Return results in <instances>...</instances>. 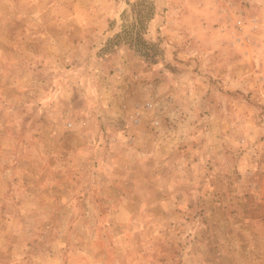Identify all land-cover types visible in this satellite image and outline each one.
<instances>
[{
  "label": "rangeland",
  "instance_id": "374dc122",
  "mask_svg": "<svg viewBox=\"0 0 264 264\" xmlns=\"http://www.w3.org/2000/svg\"><path fill=\"white\" fill-rule=\"evenodd\" d=\"M0 264H264V0H0Z\"/></svg>",
  "mask_w": 264,
  "mask_h": 264
},
{
  "label": "crops",
  "instance_id": "0c3cea01",
  "mask_svg": "<svg viewBox=\"0 0 264 264\" xmlns=\"http://www.w3.org/2000/svg\"><path fill=\"white\" fill-rule=\"evenodd\" d=\"M170 5L167 6V13L163 16V18L160 19V23H161L162 28H167L170 24V21L172 20V16L169 17V15H171V14H170V12H168V10L173 9L172 6H174V5L173 4H170ZM174 7L179 9V6H174ZM183 7L186 8L185 6H183ZM150 35H152V33H148V40H152ZM138 39H141V36L139 34H138ZM165 39L168 40L167 37H165ZM165 39H163V40L165 41ZM169 46H171V45H169ZM178 52L180 53V51H178ZM138 53H139V51H138ZM153 53H156V52H153ZM162 53H167V51H163ZM160 55L161 54L157 53L155 55V58L160 57ZM193 55H194V57H197L201 54H199V52L197 55L193 54L192 52L186 53V56H193ZM178 65H180V66H175V68H176L175 72L179 73V74L182 73L183 75H181V76H184V77L180 79L181 81L180 80L179 81L171 80V82H170L171 85L168 84V86H169L168 88L171 90V92H169V94H168L169 98H167V100H168V104H178L180 107H182L184 109V111H186L189 114V115H185V118H184L187 125H189V122H193L194 120L201 121L199 114H196V113L193 114V111H191V109H190L191 106H196L199 103H204V104H210V105H214V106L219 105V107H218V109H219L222 102H223V104H227L228 102H231V100L233 99V95H231L232 93L229 90H227V89H233L232 88L233 86H231L232 82L230 81V78L224 79V77H221L220 79H215V80L209 81V80L205 79V77H203V75L201 73V71H205V68H200V66H198L199 70H195V68H194L195 65L193 68H191V64H188L186 62L185 63H178ZM192 66H193V64H192ZM138 69L139 70L135 71V74L136 75L142 74L144 78L148 77L149 80H150V77H154V75H157L159 69H163L164 72L174 70V68L172 66L162 64L160 59L157 60V62H155V61L150 62V64L146 68V70H148V72H145V71L141 72L143 70V68L141 69L140 65H139ZM206 71H209V70H206ZM225 71H226V69H225ZM226 73H227V71H226ZM184 74H186V75H184ZM224 76H226V75H224ZM156 82L157 81H154V82L150 81V83L154 84V87H153L154 90H156L158 88V83H156ZM124 89H125V86H124ZM210 90H211V93H208ZM178 91H180V92H178ZM215 93H216V95H214ZM165 97H167V96H165ZM211 99H214V100L211 102L210 101ZM123 101L126 102L125 96L123 97ZM206 106H208V105H206ZM194 110H195V108H194ZM233 116H234V114L230 113V111L224 112V113L223 112L222 113L216 112V113H212V116H208V119H207V116L204 119L207 120V123L227 121L228 122V128H229V125L234 122ZM209 118L211 120H209ZM210 126L212 127L215 125L212 124ZM126 130L127 129H125V131ZM218 134L221 136V133L219 130H218ZM228 134H226V135H228ZM213 136H215V135L213 134ZM238 165L240 167V163L236 162V167H238ZM128 177L130 178L131 176L128 175ZM183 195H185V193H181V196H182L181 198H183ZM124 198H125V196H124Z\"/></svg>",
  "mask_w": 264,
  "mask_h": 264
},
{
  "label": "built area",
  "instance_id": "2783aa9c",
  "mask_svg": "<svg viewBox=\"0 0 264 264\" xmlns=\"http://www.w3.org/2000/svg\"><path fill=\"white\" fill-rule=\"evenodd\" d=\"M231 27H232V30H235L236 32H239V35H240V33L242 32V20H241L240 18L234 20V21L232 22ZM240 39H241V36H240ZM146 105H147L148 107H150V106H151V103H150V102H147ZM133 120H134L135 122H138V120H139V117H138V111H136V113H135V117L133 118Z\"/></svg>",
  "mask_w": 264,
  "mask_h": 264
}]
</instances>
